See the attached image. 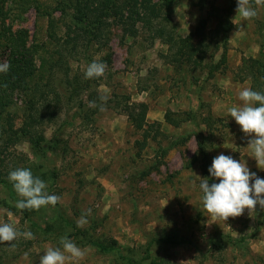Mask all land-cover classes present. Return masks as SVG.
<instances>
[{
	"label": "rangeland",
	"instance_id": "obj_1",
	"mask_svg": "<svg viewBox=\"0 0 264 264\" xmlns=\"http://www.w3.org/2000/svg\"><path fill=\"white\" fill-rule=\"evenodd\" d=\"M89 1V19H100L95 40L76 20L77 0H0V62L10 33L39 46L33 76L0 116V223L34 239L0 243V264H39L64 236L87 250L80 264H264V210L211 224L198 187L200 143L208 169L216 156L230 155L264 179L247 147L252 137L228 113L243 87L264 93V8L246 21L237 0H172L168 10L151 0L156 18L147 13L143 25L130 19L138 1ZM211 5L233 7L226 36H215ZM170 25L192 50L155 38ZM94 60L106 72L86 79ZM142 112L136 129L130 116ZM144 132L147 144L138 150ZM17 168L30 169L60 202L17 209L8 180ZM88 209V224L78 227ZM166 236L185 243L156 242ZM112 240L116 249L106 254L92 245Z\"/></svg>",
	"mask_w": 264,
	"mask_h": 264
},
{
	"label": "clouds",
	"instance_id": "obj_2",
	"mask_svg": "<svg viewBox=\"0 0 264 264\" xmlns=\"http://www.w3.org/2000/svg\"><path fill=\"white\" fill-rule=\"evenodd\" d=\"M257 8H264V0H237L236 11L242 20L249 21L255 18ZM10 67L6 61L0 62V74L6 75ZM106 69L105 63L94 60L87 65L85 78H100ZM107 99L106 95L101 97L104 103ZM238 99L241 103L228 109L229 116L234 119L245 136L252 137L247 146L251 150L250 157L255 160L258 169L264 170V93L253 90L250 86L243 87L238 93ZM89 103L90 106H96L94 101ZM100 107L103 110L104 104L102 103ZM208 172L210 177L219 183L213 182L210 185L208 178H197L200 180L198 187L202 193L203 208L211 224L217 222L225 224L230 217L237 218L243 215L245 210L251 216L256 214L257 206L264 210V179L251 172L243 159L235 160L230 155L220 154L212 160ZM8 180L20 197L15 203L19 210L55 207L60 202V197L50 195L47 192V184L39 177H35L30 169L17 168L9 173ZM90 214L91 209L82 214L77 226L87 225V216ZM21 237L34 239L31 231L20 232L11 223H0V243H7L14 248L13 242ZM59 244L62 247H48L40 257L39 264H80L85 259L87 250L78 247L66 236L60 238Z\"/></svg>",
	"mask_w": 264,
	"mask_h": 264
},
{
	"label": "trees",
	"instance_id": "obj_3",
	"mask_svg": "<svg viewBox=\"0 0 264 264\" xmlns=\"http://www.w3.org/2000/svg\"><path fill=\"white\" fill-rule=\"evenodd\" d=\"M77 1H78L77 3L78 5L76 6L75 9L76 20L79 22L80 25L84 26L85 32L90 36L89 39L91 38L90 40H95V38H98L100 36L99 33L100 19L98 17L91 20L89 19L90 16L88 11V3L90 2L89 0H77ZM135 2L138 4V10L135 12L136 18L131 17L130 19L131 20L133 19V21L139 20L143 25L150 24V20L149 19L146 20L145 15H147L148 13L151 17L156 18V14L153 11L154 4H152L151 0H135ZM171 4H172V0H164L162 3V7L168 10L170 9ZM211 8L212 10L210 12V16H213L214 18L217 19L216 28L213 30L215 36H226L233 29V25L229 20L233 7L219 9L217 7L212 6ZM158 13L159 12H157V14ZM169 28H170L169 31H165L163 27L162 29L155 31V38L160 39L164 44H166L168 46V49L174 46L182 47V48L186 46V47H190V50L194 48L193 47L194 45L191 44L190 41L189 43L187 42L188 44H186L187 40L173 33L174 29L172 25H170ZM95 29L97 30V33L94 32ZM201 32L202 31L200 30V33ZM25 36L26 35L23 33H18L14 37L10 33V35L6 39L5 48L8 50L7 62L10 64L11 67L6 75L0 74V116L11 106L14 96L19 91L23 90L26 87L28 80L34 74V58L35 55L37 54V50H38L37 48L39 46L34 44L28 47L25 42V38H26ZM50 37L53 38V36ZM252 77L255 78V75H252ZM130 118L135 128L139 129L140 125L138 123V120L140 122L144 120L143 112L141 113L140 117L137 119L133 118L132 116H130ZM166 120L169 119L166 118ZM31 123H34V120H32ZM20 134L23 137H26V139L28 138L26 127L20 130ZM147 136H148L147 132H144L141 140L136 141L138 150H142L145 148L147 144ZM27 140L29 142L31 141V139H27ZM198 146H199L198 148L200 154V170L204 175V177L209 179V184L211 185V183H213V178L210 177V174L208 172L209 163H208L207 154L204 151L201 143ZM156 242L167 245H180L182 243H185V240L181 239L178 241L174 237L166 236L156 240ZM92 245L95 248H97L99 252L104 254L115 251L116 249V243L113 240L109 245H104L99 242H92ZM151 264H162V261L160 262L151 261Z\"/></svg>",
	"mask_w": 264,
	"mask_h": 264
}]
</instances>
